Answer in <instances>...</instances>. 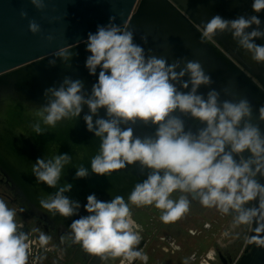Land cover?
I'll return each instance as SVG.
<instances>
[{"label":"clouds","instance_id":"9594fccd","mask_svg":"<svg viewBox=\"0 0 264 264\" xmlns=\"http://www.w3.org/2000/svg\"><path fill=\"white\" fill-rule=\"evenodd\" d=\"M29 2L41 13L47 8L46 0ZM251 8L256 14L264 12V0H253ZM20 17L28 20L33 35L42 32L25 10ZM201 28V43L230 33L251 61L264 65V44L256 43L264 39L258 15L233 19L214 15ZM45 39L51 43L54 37ZM140 39L147 44V35ZM83 43L89 53L85 67L89 75L97 77L95 83L87 89L82 79L64 76L58 85L44 90L42 103L25 102L29 131L21 128L16 134L46 135L82 118L87 131L99 141L90 158L91 174L110 177L139 165L147 175L134 185L127 200L115 195L105 201L89 194L83 205L86 214L81 215V203L67 195L73 185L61 184V180L69 166L76 169L74 179L89 177V169L79 162L84 154L77 150L86 146L72 144L76 149L73 156L60 153L57 143H49L47 154L37 158L31 170L38 183L55 189L39 199L42 209L53 218L79 217L69 225L71 243L99 258L101 264L117 258L146 262L148 256L139 248L142 236L130 205L153 206L160 210V220L168 224L182 218L192 201H197L204 208L231 216L234 227L252 226L249 243L264 249V131L260 127L264 105L256 116L251 101L238 95L231 82L221 91L212 88L214 81L199 60L179 58L168 63L165 57L151 54V49L146 52L135 42L130 24L118 25L113 16L106 25L89 32ZM74 55L72 48L59 47L49 66L55 67L59 59L70 67ZM201 87L209 90L202 93ZM221 92L230 98L222 99ZM138 123L153 126L155 131L137 136L133 126ZM176 193L179 195L173 198ZM16 217L17 210L0 199V264L29 262V234ZM33 231L39 232L42 247L49 244L51 236Z\"/></svg>","mask_w":264,"mask_h":264},{"label":"water","instance_id":"95a60500","mask_svg":"<svg viewBox=\"0 0 264 264\" xmlns=\"http://www.w3.org/2000/svg\"><path fill=\"white\" fill-rule=\"evenodd\" d=\"M253 0H46L47 8L41 13L29 0H0V170L11 183V190L21 197L33 210L62 224H71L73 219L51 217L39 205V199L52 193L51 189L38 183L31 170L37 158L44 157L48 145L55 142L60 153L75 156L72 144L84 145L77 149L84 154L79 161L89 169L86 179H74L76 169L69 166L64 170L61 184L73 185L67 195L86 204V197L95 194L98 199L110 200L121 195L127 200L134 185L142 182L147 173H141L139 165L109 176L91 174L90 158L95 155L99 141L89 133L81 118L73 124L59 126L54 132L41 136L17 135L23 128L29 131V117L25 114V102L42 103L43 92L53 84H59L64 76L82 79L87 89L97 77L91 76L85 67L89 53L83 43L89 32L98 25H106L111 16L120 25L126 21L134 30L135 42L146 52L163 56L168 63L179 58L199 60L214 83L212 88L221 91L231 82L234 91L247 96L258 116V108L264 105V65L251 61L250 57L232 39L230 33L219 34L205 43L200 42L201 25L214 15L233 19L239 15H258L264 27V12L252 11ZM28 13L42 28L33 35L28 30V20L21 19L20 11ZM55 18V19H54ZM52 35L49 43L45 37ZM147 35V44L140 39ZM264 44V39L256 41ZM70 47L75 53L66 66L57 59L56 66H49V59L59 47ZM99 71V70H98ZM209 89L201 87L200 92ZM222 99H228L221 92ZM87 111V109H85ZM103 114V113H101ZM256 122V121H254ZM192 123V122H190ZM197 126H199L197 124ZM134 134L149 135L153 126L136 124ZM264 131V123H260ZM195 130V129H193ZM76 161L74 160V163ZM264 183V179L261 180ZM254 235L252 229L250 236ZM249 236V237H250ZM233 264H264V249L254 243H246L241 255Z\"/></svg>","mask_w":264,"mask_h":264},{"label":"flooded vegetation","instance_id":"af4514ba","mask_svg":"<svg viewBox=\"0 0 264 264\" xmlns=\"http://www.w3.org/2000/svg\"><path fill=\"white\" fill-rule=\"evenodd\" d=\"M178 195V193L173 194V198H176ZM0 199H4L9 207L17 210V223L22 224V230L29 234L30 250L28 264H101L99 258L86 254L78 244H72L67 238L70 224L64 225L58 221L47 219V216L33 210L31 206L24 203L21 197L13 193L11 190V183L7 180L1 170ZM195 207H199L200 210L203 208L197 201H192L190 209H193L194 211ZM21 208L24 209L23 212L20 211ZM130 209L133 219L136 221L137 225H139V231L142 236L139 248L148 256V260L146 262L141 260L127 262L117 258L116 260L106 262V264H149L151 261H157L158 264H164L161 258L154 257L152 251H158L162 255L164 253H175L178 258V254L182 250L181 243L187 241V243H190L192 241L188 240V237L185 238L182 235L180 236V234L179 236H177L178 234H175L174 237L168 235L175 233L171 232V229L167 230L171 223H163L160 220V210L155 207H136L130 205ZM207 210L210 212L213 209ZM200 212L201 211L197 212L196 215L195 210L192 219H197L196 221L198 222L203 221L204 219L202 215L199 214ZM80 214L84 215L86 213L83 210ZM137 215H141V217L139 218ZM147 215L150 216L146 217ZM145 217L148 219L146 226L141 222ZM77 218L79 217L77 216L76 219ZM141 218L143 220H141ZM231 221L232 222L228 223L227 229L224 231L227 235L222 234L223 236L217 237L214 244L210 245L209 248L203 252V255L199 258L196 264H233L238 259L248 242L252 226L234 227L232 217ZM191 228L193 227L187 228L188 230L184 231V228L179 226V230L184 232L183 235H185V233L193 235V230ZM33 229H39L40 232H44L51 236L52 239L49 241V244L42 247L37 239L39 232H35ZM188 256L189 253H187L185 257L187 258ZM189 257L192 259L191 262L193 263V260H195L194 253L192 252ZM177 258H175L174 261L176 264Z\"/></svg>","mask_w":264,"mask_h":264},{"label":"rangeland","instance_id":"374dc122","mask_svg":"<svg viewBox=\"0 0 264 264\" xmlns=\"http://www.w3.org/2000/svg\"><path fill=\"white\" fill-rule=\"evenodd\" d=\"M202 208V207H200ZM196 210V215L197 212L201 211L199 214L202 215L203 221H196L193 218V215L195 214ZM195 210L190 209V211L185 214L182 218L175 221V223H171L167 230L171 229V232H175L174 234H168L172 235L173 237L175 234H178L177 236L182 235L185 238H189L188 240H192L190 243L183 242L181 243V251L178 254L175 253H168V254H161L158 252L159 258L163 260V262L167 264H176L174 263L175 258H177V264L184 262L185 261V256L187 253H194L195 255V260L192 264H196L197 261L199 260L200 256L203 255V252L206 251L210 245L214 244V241L217 237L223 236L222 234H225L224 231L227 229L228 223L232 222L231 221V216H226L221 214L215 209H211L212 211L208 212L207 208H202L201 210L199 207H195ZM198 210V211H197ZM150 215H147L146 217H149ZM190 216V217H189ZM137 217H141V215H137ZM144 218V220L141 218L142 224L144 226L147 225L148 219ZM179 225H178V224ZM179 226L184 228L185 230H188L187 228H191L193 230V235H190L189 233H185L179 230ZM166 236V235H164ZM190 236V237H189ZM170 237V236H166ZM194 248V249H193ZM153 256V255H152ZM153 264V263H152Z\"/></svg>","mask_w":264,"mask_h":264},{"label":"crops","instance_id":"0c3cea01","mask_svg":"<svg viewBox=\"0 0 264 264\" xmlns=\"http://www.w3.org/2000/svg\"><path fill=\"white\" fill-rule=\"evenodd\" d=\"M153 252V254H154V257H156V258H159V255H158V251H152ZM191 255V253H189V256ZM185 257V261L184 262H181L180 264H192V262H191V258L190 257ZM202 256V255H201ZM200 256V257H201ZM193 262H194V260H193ZM158 264V262L157 261H151L149 264ZM164 264H167V263H165L164 262ZM179 264V263H178Z\"/></svg>","mask_w":264,"mask_h":264}]
</instances>
